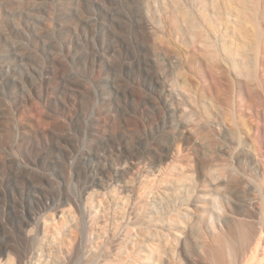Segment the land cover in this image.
I'll list each match as a JSON object with an SVG mask.
<instances>
[{"label": "rangeland", "instance_id": "rangeland-1", "mask_svg": "<svg viewBox=\"0 0 264 264\" xmlns=\"http://www.w3.org/2000/svg\"><path fill=\"white\" fill-rule=\"evenodd\" d=\"M184 1L0 0V264H264V0Z\"/></svg>", "mask_w": 264, "mask_h": 264}, {"label": "bare ground", "instance_id": "bare-ground-1", "mask_svg": "<svg viewBox=\"0 0 264 264\" xmlns=\"http://www.w3.org/2000/svg\"><path fill=\"white\" fill-rule=\"evenodd\" d=\"M205 1H208V0H201V13H202V15H204V17H205V19L206 20H210L209 18H210V16H209V14L207 13V11H209V12H214V14H216V15H219L220 14V12H221V9L217 6V4H216V1L217 0H210L213 4H214V8H212V9H210V8H208V6H207V4L205 3ZM220 1V0H219ZM229 1V0H228ZM245 1V0H244ZM243 1V2H244ZM250 1V0H249ZM257 1V0H256ZM182 2V1H181ZM180 2V3H181ZM184 2H186V0L184 1ZM196 2V1H195ZM198 2V1H197ZM251 2H253V1H251ZM172 3V2H171ZM188 3V2H187ZM218 3V2H217ZM225 3V2H224ZM234 3V2H233ZM236 3V2H235ZM258 3V2H257ZM173 4V3H172ZM174 4H175V2H174ZM174 4H173V6H174ZM179 4V3H178ZM196 4H198V3H196ZM228 4H229V2H228ZM259 4V3H258ZM182 5V4H181ZM194 5V4H193ZM224 5V4H223ZM190 6V5H189ZM213 6V5H212ZM231 6V5H230ZM241 6V5H240ZM179 7V6H178ZM193 7H197L196 5L195 6H193ZM233 7V6H232ZM174 8H175V6H174ZM188 8V7H187ZM190 8H192V7H190ZM225 8V7H224ZM235 8V7H234ZM246 8V7H245ZM197 9V8H196ZM173 10V9H172ZM175 10V9H174ZM192 10V9H191ZM239 10V9H238ZM176 11V10H175ZM177 11H179L180 13H181V17L183 16V17H185L186 19H187V23H188V26L190 27V28H195L196 27V22L194 21V20H192V13H191V11L189 10V8H188V10L187 9H182V8H177ZM193 11H194V9H193ZM223 11V10H222ZM242 11V10H241ZM247 11V10H246ZM241 12L239 11V14H240ZM245 13V12H244ZM256 13V12H255ZM238 14V13H237ZM243 14V13H242ZM172 15H175V13H172ZM171 15V16H172ZM201 15V16H202ZM223 15L225 16V18H226V20L228 21V22H232L234 19H233V17H235L234 16V12H233V10L232 9H230V8H228L227 7V9L223 12ZM250 15V14H249ZM252 15H253V13H252ZM196 17H197V14L195 15ZM199 16V15H198ZM220 16H221V14H220ZM182 17V18H183ZM241 17H242V15H241ZM244 18H246V17H244ZM252 18V17H251ZM250 18V20H252ZM259 18V17H258ZM195 19V18H194ZM220 19V18H219ZM174 19H172V21H173ZM178 20V19H177ZM243 20V19H242ZM245 20V19H244ZM249 20V22H253V21H250ZM225 21V20H224ZM235 21H236V19H235ZM245 21H247V20H245ZM223 22V21H222ZM244 21H242V23H243ZM259 22V21H258ZM202 23V22H201ZM220 23V22H219ZM226 23V22H225ZM248 23V22H247ZM176 24V23H175ZM174 24V25H175ZM204 24V23H203ZM237 24V23H236ZM221 25V24H220ZM231 25V24H230ZM238 25H240V24H238ZM245 25V24H244ZM255 25V24H254ZM215 26H216V24H215ZM258 26V25H257ZM202 27V26H201ZM217 27H219V26H217ZM239 27V26H238ZM220 28V27H219ZM222 28V27H221ZM235 28V27H234ZM251 28H253V27H251ZM174 29V28H173ZM201 29H203V28H201ZM225 29V28H224ZM245 29V28H244ZM243 29V30H244ZM254 29V28H253ZM259 29V28H258ZM177 30V29H176ZM221 30V29H220ZM249 30H250V28H249ZM197 31V30H196ZM204 31V30H203ZM207 31V30H206ZM205 31V32H206ZM212 31V30H211ZM215 31V30H214ZM217 31H218V29H217ZM248 31V30H247ZM259 31V30H258ZM257 31V32H258ZM199 32H201L200 30H199ZM237 32V31H236ZM240 32V31H239ZM238 32V33H239ZM216 33V32H215ZM242 33H245V32H243L242 31ZM255 33V32H254ZM174 34V33H173ZM192 34V33H191ZM211 34V33H210ZM251 34V33H250ZM200 35V34H199ZM206 35V34H205ZM222 35V34H221ZM254 35V34H253ZM252 35V36H253ZM256 35H258V34H256ZM201 36V35H200ZM203 36V35H202ZM209 36V35H208ZM227 36V35H226ZM232 36V35H231ZM251 36V37H252ZM199 37V36H198ZM240 37H242V36H240ZM203 38V37H202ZM235 38V37H234ZM237 38H239V37H237ZM200 39V38H199ZM214 39V38H213ZM256 39V38H255ZM259 39V38H258ZM202 40V39H201ZM205 41H206V39H205ZM216 41V40H215ZM202 42V41H201ZM234 42V41H233ZM232 42V43H233ZM249 42V41H248ZM258 42H259V40H258ZM214 43V42H213ZM196 44H197V41H196ZM196 44H195V46H196ZM218 44V43H217ZM230 44H231V41H230ZM239 44V43H238ZM221 45H223L224 46V48L225 49H227V50H230V47L228 46V42L226 41V40H224L223 39V42H222V44ZM237 45V44H236ZM251 45V44H250ZM219 46V45H218ZM223 46H220V47H222L223 48ZM254 46V45H253ZM257 46H259V43H258V45ZM215 49H216V47H214ZM219 48V47H218ZM234 48V47H233ZM257 48V47H256ZM213 49V48H212ZM242 49V48H241ZM243 50V49H242ZM220 51V50H219ZM229 52V51H228ZM235 52V51H234ZM234 52H233V54H234ZM243 52V51H242ZM258 52H260V50L258 51ZM258 54V53H257ZM222 55V54H221ZM223 56V55H222ZM226 56V55H225ZM239 56V55H238ZM237 56V57H238ZM224 57V56H223ZM251 57H253V56H251ZM220 58V57H219ZM225 58V57H224ZM233 58V61H234V63L235 64H238V62H237V59L235 58V56L234 57H232ZM230 59H231V57H230ZM217 62V61H216ZM259 62H260V60H259ZM258 62V63H259ZM258 65H260V63L258 64ZM257 77V76H256ZM258 79V78H257ZM261 84V83H260ZM263 84V83H262ZM120 148V147H119ZM114 154V153H113ZM139 158V157H138ZM119 159V158H118ZM21 165V164H20ZM19 166V165H18ZM119 166V165H118ZM16 167V166H15ZM130 170V169H129ZM218 170V169H217ZM220 170V169H219ZM221 171H223V174H224V172H225V169L224 170H221ZM14 172V171H13ZM15 173V172H14ZM217 173V172H216ZM212 174V173H211ZM221 176V175H220ZM219 176V177H220ZM124 182H126V181H124ZM228 183V182H227ZM128 184V183H127ZM134 189V188H133ZM230 189V188H229ZM166 191V190H165ZM115 193V192H114ZM135 193V192H134ZM162 195V194H161ZM163 196V195H162ZM169 196V195H168ZM163 198H164V196H163ZM264 199V198H263ZM261 203H264V202H261ZM136 205V204H135ZM126 206V205H125ZM132 206V205H131ZM171 206V205H170ZM196 206V205H195ZM128 207V206H127ZM183 207V206H182ZM263 207V206H262ZM180 208V207H179ZM169 209V208H168ZM167 209V210H168ZM118 211V210H117ZM129 212V211H128ZM167 213V212H166ZM101 214V213H100ZM145 214V213H144ZM168 214V213H167ZM90 216V215H89ZM121 216V215H120ZM165 216V215H164ZM163 216V217H164ZM176 216V215H175ZM141 218V217H140ZM179 218V217H178ZM128 219V218H127ZM173 219H174V217H173ZM39 221V220H38ZM84 221V220H83ZM94 221V220H93ZM152 221V220H151ZM159 221H160V219H159ZM58 222V221H57ZM122 222V221H121ZM162 222H164L163 220H162ZM84 223V222H83ZM88 223V222H87ZM123 223V222H122ZM153 223V222H152ZM184 223H185V220L184 219H178L177 220V222L175 223V225H178V226H183L184 225ZM22 224H24V223H22ZM57 224V223H56ZM80 224V223H79ZM127 224V223H126ZM156 224V223H155ZM167 224V223H166ZM129 225V224H128ZM204 225V224H203ZM205 225H207V224H205ZM22 226V225H21ZM28 226V225H27ZM26 226V227H27ZM142 226V225H141ZM146 226H147V224H146ZM153 226V225H152ZM159 226V225H158ZM190 226V225H189ZM53 227V226H52ZM55 227V226H54ZM114 227V226H113ZM163 227V226H162ZM218 227V226H217ZM102 228V227H101ZM147 228V227H146ZM161 228V227H160ZM175 228V227H174ZM47 229V228H46ZM58 229H60V228H58ZM62 229V228H61ZM88 229V228H87ZM165 229V228H164ZM172 229V228H171ZM25 230V229H24ZM23 230V231H24ZM38 230V229H37ZM49 230V229H48ZM57 230V229H56ZM55 230V231H56ZM107 230V229H106ZM147 230V229H146ZM153 230V229H152ZM161 230H162V228H161ZM203 230V229H202ZM43 231V230H42ZM62 231V230H61ZM60 230H59V232H61ZM79 231V230H78ZM81 231V230H80ZM84 231V230H83ZM123 231V230H122ZM57 232V231H56ZM75 232V231H74ZM168 232V231H167ZM173 232V231H172ZM209 232V231H208ZM86 233H88V232H86ZM204 233V232H203ZM28 235H29V233H27ZM76 234H77V231H76ZM81 234V233H80ZM164 233H162V235H163ZM167 234V233H166ZM172 233H170V235H171ZM187 234V233H186ZM169 235V234H168ZM169 235V236H170ZM32 236V235H31ZM87 236V235H86ZM147 236V235H146ZM205 236V235H204ZM59 237V236H58ZM75 237V236H74ZM148 237V236H147ZM165 237V236H164ZM60 238V237H59ZM254 238V237H253ZM252 238V239H253ZM24 239V238H23ZM60 239H62V238H60ZM199 239H201V238H199ZM252 239H250L249 238V241H252ZM42 240V239H41ZM55 240V239H54ZM58 241V240H57ZM87 241V240H86ZM141 241H142V239H141ZM143 241H144V239H143ZM48 242V241H47ZM59 243V242H58ZM115 243V242H114ZM158 243H159V241H158ZM104 244H106V243H104ZM259 244V243H258ZM14 245H16V244H14ZM36 246V245H35ZM80 246V245H79ZM104 246H106V245H104ZM103 247V246H102ZM150 249V248H149ZM84 250V249H83ZM196 250V249H195ZM85 251V250H84ZM152 250L150 249V252H151ZM162 251V250H161ZM103 252V251H102ZM101 252V253H102ZM164 252V251H163ZM24 253H27V252H24ZM200 253H202V252H200ZM168 254V253H167ZM203 254V253H202ZM201 254V255H202ZM241 254V253H240ZM102 255V254H101ZM200 255V254H199ZM100 256V255H99ZM174 257H175V255H173ZM200 257H202V256H200ZM204 257V256H203ZM230 257V256H229ZM25 258V257H24ZM63 258V257H62ZM81 258H83V257H81ZM147 258V257H146ZM95 260V259H94ZM83 261V260H82ZM98 261V260H97ZM22 262V261H21ZM173 262V261H172ZM225 262V261H224ZM23 263V262H22ZM83 263V262H82ZM98 263V262H97ZM175 263V262H174ZM90 264V263H89ZM93 264V263H92ZM167 264V263H166ZM173 264V263H172ZM175 264H177V263H175ZM217 264V263H216Z\"/></svg>", "mask_w": 264, "mask_h": 264}]
</instances>
